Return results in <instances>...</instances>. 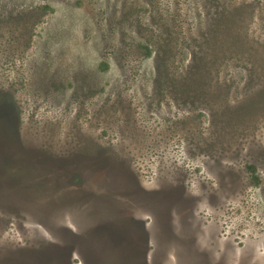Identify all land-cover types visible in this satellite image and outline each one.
<instances>
[{"label": "rangeland", "instance_id": "1", "mask_svg": "<svg viewBox=\"0 0 264 264\" xmlns=\"http://www.w3.org/2000/svg\"><path fill=\"white\" fill-rule=\"evenodd\" d=\"M4 7L29 20L16 43L0 22V264H264V112L229 120L245 65L215 71L230 108L184 104L158 90L156 50L131 48L160 31L151 0Z\"/></svg>", "mask_w": 264, "mask_h": 264}, {"label": "trees", "instance_id": "2", "mask_svg": "<svg viewBox=\"0 0 264 264\" xmlns=\"http://www.w3.org/2000/svg\"><path fill=\"white\" fill-rule=\"evenodd\" d=\"M151 2L153 17H156L153 21L159 24L160 31H151L147 41L135 43L131 48L139 47L144 52H149L151 48L156 50L160 92L169 91L180 103L209 106L220 102L215 105L217 110L228 109L235 98L225 93L227 89L224 84L221 86L223 81L218 80L215 71L235 62L246 66L249 74L243 91L251 90V94L243 107L235 110V104L230 109L229 120L237 122L236 115L244 116L245 113L246 118L254 119L258 113L264 112V39L252 29L256 15L252 2L202 0L197 4L198 19L187 16V12L181 9V0H177L180 6L176 4L172 7L162 6L161 0ZM37 8L41 9L40 6ZM24 9L4 7V19L0 22H4V34L8 35L9 43L17 42L16 25L21 26L29 20ZM136 24L145 28L142 19ZM25 30L24 33L31 34V29ZM186 44L192 46L193 55L182 68L178 53ZM214 116L218 117L217 114ZM245 134L241 132L238 138ZM243 140L246 139H241L240 144L244 143ZM221 151L213 153L218 155ZM253 163L251 166L255 168Z\"/></svg>", "mask_w": 264, "mask_h": 264}]
</instances>
